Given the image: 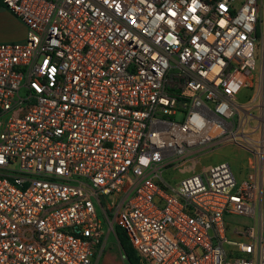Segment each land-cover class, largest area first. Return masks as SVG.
<instances>
[{"label": "built area", "instance_id": "obj_1", "mask_svg": "<svg viewBox=\"0 0 264 264\" xmlns=\"http://www.w3.org/2000/svg\"><path fill=\"white\" fill-rule=\"evenodd\" d=\"M0 3L26 28L0 42V264H93L114 222L141 264H264L263 104L252 139L238 101L264 93V0ZM225 144L243 178L166 181Z\"/></svg>", "mask_w": 264, "mask_h": 264}, {"label": "rangeland", "instance_id": "obj_2", "mask_svg": "<svg viewBox=\"0 0 264 264\" xmlns=\"http://www.w3.org/2000/svg\"><path fill=\"white\" fill-rule=\"evenodd\" d=\"M3 34L0 31V42H10V41H15V40H4L2 39ZM258 85L255 84V89L253 91H257ZM253 94L254 92H249L246 89H243L239 96H238V101L241 104H244V106H247V104H250L252 108H250V112L253 114V116L250 117L249 120V125L246 127L245 131L246 132H253L251 133L250 137L252 139H257L260 135L261 132L260 130H255L256 125L258 123L256 117L259 116L260 112H262L261 105L263 104V134H264V93L263 96L261 95L260 98H254L253 99ZM234 121H236V117L234 118ZM249 157V153L238 147L237 145L234 144H228V145H219L213 149V151L209 154L206 155H198L195 157H192L193 159L185 163L183 166L179 167L176 170L173 171H167L170 175V181L171 183H177L180 179L189 176L193 173H197L198 171L201 172L208 167H210L213 164L219 163L221 161H227L230 163V166L232 170L234 171V174L237 177V174L242 173L245 171V166L247 164V160ZM112 218V215L109 216ZM103 230L106 233L108 225L107 221L103 220ZM231 221L234 223H239L242 221V219L238 216H234ZM117 223L114 222V225L112 228L107 232L106 236V244L99 250V257L102 253L103 250L109 249L111 250L113 254L112 262L114 264H129L127 259H125L122 254L123 251L121 249V246L119 244V241L117 239L116 233H115V225ZM97 259L94 260V264H102V259Z\"/></svg>", "mask_w": 264, "mask_h": 264}, {"label": "crops", "instance_id": "obj_3", "mask_svg": "<svg viewBox=\"0 0 264 264\" xmlns=\"http://www.w3.org/2000/svg\"><path fill=\"white\" fill-rule=\"evenodd\" d=\"M0 31L3 34L2 39H4V40H15V41L25 40V36H26L25 26L22 24V22L20 20H18L10 11H8L2 5H0ZM246 171H247V169L245 168V171L237 174V177L243 178ZM170 178H171L170 175L168 173H166L165 179L169 183H171ZM106 236L107 235L104 234L101 237V243L99 244V246L96 247V249L94 251L93 260H92L93 264H94V260L99 257L98 253H99L100 248H102L104 246V244H106V241H107ZM112 258H113V254H112L110 248L103 250L100 257H99V259H102V262H101L102 264H114L112 262Z\"/></svg>", "mask_w": 264, "mask_h": 264}, {"label": "trees", "instance_id": "obj_4", "mask_svg": "<svg viewBox=\"0 0 264 264\" xmlns=\"http://www.w3.org/2000/svg\"><path fill=\"white\" fill-rule=\"evenodd\" d=\"M0 5L2 4L0 3ZM115 233L119 241V244L121 246V249L123 253L125 254V257H126L125 259H127L128 263L129 264H141L138 256L136 255L131 245V242L129 240L127 233L119 224L115 225Z\"/></svg>", "mask_w": 264, "mask_h": 264}]
</instances>
